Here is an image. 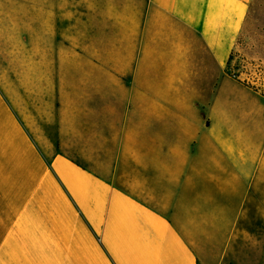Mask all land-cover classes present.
Here are the masks:
<instances>
[{
    "label": "crops",
    "instance_id": "0c3cea01",
    "mask_svg": "<svg viewBox=\"0 0 264 264\" xmlns=\"http://www.w3.org/2000/svg\"><path fill=\"white\" fill-rule=\"evenodd\" d=\"M250 1L2 3L0 264H264Z\"/></svg>",
    "mask_w": 264,
    "mask_h": 264
},
{
    "label": "rangeland",
    "instance_id": "374dc122",
    "mask_svg": "<svg viewBox=\"0 0 264 264\" xmlns=\"http://www.w3.org/2000/svg\"><path fill=\"white\" fill-rule=\"evenodd\" d=\"M33 2L34 0H0V10L2 3L9 4L12 27V23L17 24L19 9L32 16ZM73 2L74 13H76V7H79L76 3L80 4L82 0H73ZM47 11L48 9L43 8V12ZM227 72L233 79L264 95V0L249 2L243 29L239 35L237 47L231 54ZM236 103L231 105L233 110L242 111L241 105ZM262 141H264V134Z\"/></svg>",
    "mask_w": 264,
    "mask_h": 264
},
{
    "label": "trees",
    "instance_id": "16d2710c",
    "mask_svg": "<svg viewBox=\"0 0 264 264\" xmlns=\"http://www.w3.org/2000/svg\"><path fill=\"white\" fill-rule=\"evenodd\" d=\"M226 73L228 74V72L226 71Z\"/></svg>",
    "mask_w": 264,
    "mask_h": 264
},
{
    "label": "built area",
    "instance_id": "2783aa9c",
    "mask_svg": "<svg viewBox=\"0 0 264 264\" xmlns=\"http://www.w3.org/2000/svg\"><path fill=\"white\" fill-rule=\"evenodd\" d=\"M232 76H234V75H232Z\"/></svg>",
    "mask_w": 264,
    "mask_h": 264
}]
</instances>
